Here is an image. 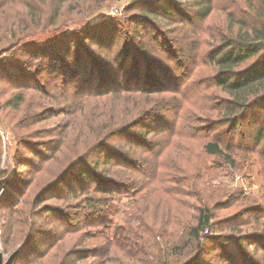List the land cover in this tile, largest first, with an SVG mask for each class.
<instances>
[{"label":"rangeland","instance_id":"rangeland-1","mask_svg":"<svg viewBox=\"0 0 264 264\" xmlns=\"http://www.w3.org/2000/svg\"><path fill=\"white\" fill-rule=\"evenodd\" d=\"M134 1H111L101 12L100 18L111 17L121 22L118 31L119 42L116 47L122 45L124 40L136 38L137 25L123 21L128 16L138 13V8L129 7ZM199 1L201 0H197V3ZM205 1L210 2V12L201 20L196 17L192 22L184 25L187 27L184 29V34L171 33L173 28L181 25L164 18L156 19L158 25H148L147 31L142 29L145 34L142 40L146 42L152 37L159 40L161 36H166L167 39L177 36L187 43V47L190 46L187 30L192 29L190 36L196 40L193 43L198 40L200 55L198 60L192 57L184 62L182 70L189 69L185 77L181 76L182 70L177 73L176 77L180 81L179 91L169 92L170 97L154 95L150 101V104L153 102L157 104L161 97L165 98L155 107L151 116L147 115L143 123L150 124L151 121L158 123L165 119L168 127L162 132L147 131L143 141L147 147L135 143L131 145L127 141L132 131L139 128L132 127L126 133L116 134L104 152L85 156L72 153L74 149L79 153L83 152L81 150L83 144L90 146L92 130L96 124L94 120L101 117L108 120L110 112H114L118 113V116L111 114L115 120L121 122L124 118L127 122L133 104H121L119 97L115 95L83 97L84 95L81 96L83 93L79 94L76 87L62 79L63 75H59L60 62L53 63L52 70L47 69L44 73L37 74L41 68L39 61H43V57L30 55L27 49L13 47L12 42L0 39V70L11 65L15 60V64L18 65L16 72L22 73L26 69L30 72L31 82L35 84L33 87L29 85L21 89L11 85L0 75V192L3 190L2 194L0 193V250L5 258L22 245L27 232L31 229L32 240L27 250L16 259V264H30L33 261H36V264H53L55 260L56 264L65 252H73L72 247L91 251L102 249L109 243L112 248L107 257L103 258L99 253L96 257H89L76 264H181L188 258L195 257L196 251L192 249L193 239L188 236L187 231L190 225H194L196 211L190 210L184 216L185 209L182 221L174 220L171 214H167L172 212V200L177 202L186 200L195 208L204 205L205 202L209 208H212L213 222L234 216L242 219L259 216L262 219L257 221L255 229L252 228L255 224L252 225L251 222L241 227V232H264V227L259 226L264 222V151L262 153L261 147L247 151L245 149L249 148L245 146L247 139L235 141V144L243 147L241 150L232 151L231 157L235 164L230 165L220 156L204 152L202 147L212 138L210 135L201 134L194 138L187 135L188 130L193 132L194 128L203 126L198 119L192 118L205 116L207 112L201 113L198 110L210 104V101L197 102L193 95L195 86L212 72V68L201 65L200 60L207 59L209 50L217 43L219 37L228 34L229 29L236 28L230 20V14L233 13L239 18L242 12L245 13L247 4L251 2V0ZM197 3H194V0H165L162 4L172 7L173 11H180L190 16L198 11ZM35 5L37 7L39 2L36 1ZM159 6L160 4L152 3L150 7ZM96 18L91 16L89 21ZM85 20L84 17L70 14L69 19L56 28V24L49 26L47 19L40 24L45 26L34 29L37 31L23 38L22 43H49L65 31L78 28ZM148 46L153 45L148 44ZM90 47L94 48L95 45L90 44ZM116 47L114 46L112 50ZM104 52L103 49L98 54L103 56ZM152 52L154 58H161L163 62L175 63V65L183 64L184 55L189 54L188 51L170 52L173 57L169 59L163 51L153 49ZM23 62L28 64H21ZM172 67L174 68V64ZM38 87L45 89L43 94L36 91ZM19 91L25 92V102L16 109L6 105V101L11 100ZM211 92L212 90L207 91L208 99L213 100L210 96ZM173 94H178L175 96L182 102L181 110L176 112V109L171 111L172 108L169 111L166 107L161 109L165 101L174 103V99L171 98ZM64 107L68 109L67 114L57 113V108ZM38 112L45 113L37 115ZM206 117L214 118L213 115ZM84 125H89V129L86 127V133ZM102 125V128H108L105 123ZM147 126H149L147 129H151L150 125ZM245 126L252 127L243 122L237 128L242 130ZM212 133L213 131L209 134ZM62 140L64 143H69L68 149L61 154L58 151L54 153L53 157L57 156L58 161H51L52 157L45 163L48 153ZM260 146H264V138ZM113 152L124 153L136 165V171L131 173L128 172L132 169L119 167L126 171L120 172L117 167L106 165L111 171H115L117 180L125 183L135 182L131 186L135 187L134 190L118 191L113 197L105 199L103 213L91 214L92 211L89 208L87 211L83 203L77 208V202L83 198V195L79 194L77 197L70 195L76 190L75 186L81 184L75 174L86 170L87 177L93 178L96 173L90 171L93 166L89 165V161L92 164V158L103 160L104 155L114 156ZM70 164H73V168H69ZM106 166L101 165L96 172L104 167L108 168ZM62 171H65L64 175L69 173L53 189L39 195L45 184ZM154 171L155 178L152 177ZM50 173L51 177L48 175ZM142 186L145 187L140 190ZM160 190L161 197L157 195ZM163 191H171L172 195L167 193L171 197L165 195ZM37 195L39 199H36ZM142 202L153 203L148 207ZM254 206L257 210L243 213L255 208ZM154 210L157 215L153 213ZM16 212L21 213L22 219ZM151 214L154 219L150 218ZM234 225L240 226V222H235ZM20 226L23 227V231L17 233L15 229H21ZM63 230L68 233L62 232ZM229 230V228L222 229V232ZM218 233L214 230V234ZM260 243L262 244L261 239H259ZM172 246H176L174 250L177 255L169 257L167 254ZM248 249L253 251L257 248L253 245L248 246ZM44 251L49 255H43ZM260 252L257 251L259 262L264 264L262 261L264 252ZM213 254L212 250L208 251L202 257V261L211 264ZM74 257L75 253H72L69 255V260L75 261ZM221 263L213 261V264Z\"/></svg>","mask_w":264,"mask_h":264},{"label":"trees","instance_id":"trees-1","mask_svg":"<svg viewBox=\"0 0 264 264\" xmlns=\"http://www.w3.org/2000/svg\"><path fill=\"white\" fill-rule=\"evenodd\" d=\"M36 1L39 2L37 7L35 5ZM45 1L0 0V39L12 42L13 47H20L23 50L27 49L30 55L43 57L44 60L39 61L41 68L37 74H42L47 69L52 70L53 63L60 62L59 75H63L62 79L76 87L79 94L83 93L81 95H84L83 97L97 98L115 95L119 97L121 104H133L130 118H128L129 121L127 122L124 118L121 119V122L115 120L111 114L113 113L115 116H118V113L114 112H110L108 120L102 117L94 120L96 124L92 130L93 136L90 140V146L83 144L81 147L83 152L79 153L74 149L72 153L85 156L86 154H95L100 151L104 152L116 134L126 133L132 127L139 128L132 131L127 141L131 145L135 143V145L147 147L143 142L147 131L162 132L168 127L165 119L158 123L152 121L150 124L143 123L146 121L147 115L151 116V113L156 109L155 107L165 98L161 97L160 102L157 104L154 102L150 104V101L154 95L170 97L169 92L179 91L180 81L176 77L177 73L182 70L184 62H187L190 58L192 59V57L198 60L200 55L198 40L193 43L196 40H193L190 36L192 29L187 30L189 47H187V43L183 39L177 36L170 39H167L166 36H161L159 40L152 37L149 42H146L142 40V37L145 35L142 29H144L143 31H147L148 25H158L156 19L164 18L181 25V27L173 28L171 33L184 34V29H187L184 25L192 22L196 17H199L201 20L208 15L211 10L210 2L201 0L197 3V0H194V3H197L199 8H197L198 11L189 16V14L180 11H173L172 7L170 8L167 7L168 5L162 4L165 0H135L129 7L138 8V13L128 16L123 21L137 25L135 29L136 38L124 40L122 45L116 47L120 36L118 32L121 25L120 20L111 17L105 19L100 17L102 16V10L107 7L108 2H119L120 0ZM152 3L154 5L160 4V6L152 8L150 7ZM10 11L12 12L9 13ZM242 13L239 18L233 13L230 14V20L236 28L234 30L233 28L229 29L228 34L219 37L217 43L209 50L207 59L200 60V64L210 66L212 72L205 79H202L200 84L195 86L193 95L194 98L196 97L197 102L210 101L209 106L205 105L206 108L198 111L201 113L207 112L206 115H213L214 118L206 117V115L194 116L192 119H198L199 123H202L203 126L194 128L193 132L188 130L187 134L191 138L201 134L205 136L210 135L212 138L208 139L202 147L204 152L218 155L230 165L235 164L234 159L231 157L232 151L241 150V147H243L235 144V141L247 139V143L245 144V146L249 147L248 149L245 148L247 151H254L258 146L261 147L262 153L264 151V146H260L261 140L264 138V0H251L246 6L245 13ZM70 14L86 18L84 24L75 28L76 30L65 31L49 43H22L23 38L37 31L34 29L45 26V24L40 26L43 21L48 19L49 26L56 24V28H58V26H61L69 19ZM91 16L97 18L89 21ZM90 44L95 45V47L91 48ZM148 44L154 47H150ZM114 46L116 48L112 50ZM103 49L105 52L103 56H100L98 53ZM153 49L163 51L169 59L173 57L172 54L170 55V52L181 53L182 51H188L189 54H183V64L176 63L175 65V63L163 62L161 58H154ZM150 51L151 54H149ZM15 63V60H13L11 65L2 68L0 75L11 85L21 87V89L29 85L31 87L35 86L34 82H31L32 79L29 78L30 72L25 69L22 73H17L18 65ZM21 64H28V62ZM173 64L174 68L172 67ZM182 71L181 76L185 77L189 69L187 71L183 69ZM44 90L43 87H38L36 91L43 94ZM209 90H212L210 96L213 100L208 99L209 94H207V91ZM175 95L171 96L174 99V103H166L165 101L161 109L166 107L167 111L171 108V111L174 109H176V112L180 111L182 102ZM25 100V92L19 91L14 94L11 100L6 101V105L13 106L16 109ZM57 109L55 108L58 111L57 113H68V109L65 107ZM259 112L263 114L260 115L258 114ZM43 113L45 112H38L37 115ZM243 122L252 127L246 128L245 126L242 130H238L237 127ZM103 123L108 128H102ZM147 125H150L151 129H147L149 127ZM84 127L85 130L86 127L89 129V125H84ZM211 131L213 133L209 134ZM189 133L192 134L189 135ZM85 141L87 142V138ZM68 144V142L64 143L63 140L60 143L58 142L53 150L48 153V157L44 162L49 161L57 151L60 154L65 152L68 149ZM60 149L63 150L60 151ZM93 154L91 155L92 157L94 156ZM113 154L114 156H110L109 154L104 155L103 160L98 158L94 160L92 158V164L89 161V165L93 166L90 171L96 173L93 178L87 177L86 170L75 174L76 179L81 184L76 185V190H73L70 195L75 197L79 196V194L83 195V198L77 202V208H79L80 203H83L87 211H89L88 208L92 211L91 214L103 213L105 212L103 207L106 204L104 202L105 199L113 197L118 191L125 189L134 190L133 188L135 187L131 186L135 182L125 183L117 180L116 177L118 176L115 171H111L109 166L106 165L111 164V166L117 167V170L120 172H126L121 169H132L129 172L127 171L128 173L136 171V165L124 153L120 152L118 154V152H113ZM51 161H58L57 156L53 157ZM101 165H105L108 168L104 167L96 172ZM119 167L123 168L120 169ZM69 168H73V164H70ZM64 173L65 171L56 174L40 190L39 195L53 189L69 172L66 175ZM48 175H50L49 177L52 176L51 173ZM152 177H156L155 171ZM162 181L165 182V179L162 178ZM144 187H140V190ZM160 192L161 190L157 194L160 195L159 197H161ZM163 193L166 195L167 193H171V191H163ZM175 193L181 194L182 192ZM151 194L152 191L150 192ZM39 195H37L38 198L36 197V199H39ZM171 202H173L172 212L167 214H171L170 216L174 220L179 219L182 221V217L186 216L190 210L196 211L194 225L191 226L189 224L190 226L187 231L188 236L193 239L192 249L196 251L195 257L194 259L190 257L181 264H206L202 261V257L211 250L214 253L211 264H213V261L217 263L222 262L221 264H263L259 262L257 251L259 253H261L260 251L264 252V232H241V227L251 222L252 225L255 224L252 227L255 229L258 224L257 221L262 218L253 216L242 219L234 216L233 218H224L213 222L214 213L212 208H209L205 202H203L204 205H200L198 208H195L186 200H180L179 202L172 200ZM152 203L142 202V204L148 205V207ZM254 207L243 213L255 211L253 209L257 207ZM185 209L186 213L183 216ZM16 213L22 219L21 213ZM153 213L157 215L155 210ZM152 216L153 214H151L150 218L154 219ZM184 219L188 221L187 218ZM235 222H240V226L234 225ZM261 225L263 228L264 222L260 223L259 226ZM11 226L13 227V224ZM226 228L230 230L222 232V229ZM211 229L213 232H211ZM214 230L219 233L214 234ZM15 231L19 233L23 231V227L21 229L17 228ZM62 232L68 233L66 230ZM31 233L33 232L30 229L22 245L13 250L15 251L20 248L13 264H16V259L27 250L32 240ZM11 234L9 233V235ZM259 239L262 240V244H259ZM110 244L102 249L91 250L93 254H91V251L78 250L72 247V253H75V261L69 260V255H72V253L65 252L62 259L59 258L56 264H76L89 257H96L99 253L105 258L112 248ZM253 245L258 250L250 251L248 249V246ZM175 248L176 246H172L167 256L173 257L177 255V252L174 250ZM45 253L46 251L42 254L45 256L49 255ZM126 254L128 253L126 252ZM55 261L53 264H55ZM105 261L107 262V258ZM262 261L264 262V259ZM30 264H36V261L30 262Z\"/></svg>","mask_w":264,"mask_h":264},{"label":"water","instance_id":"water-1","mask_svg":"<svg viewBox=\"0 0 264 264\" xmlns=\"http://www.w3.org/2000/svg\"><path fill=\"white\" fill-rule=\"evenodd\" d=\"M20 251V248L10 253L6 258L5 255L0 250V264H13L15 256Z\"/></svg>","mask_w":264,"mask_h":264}]
</instances>
